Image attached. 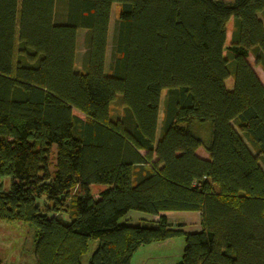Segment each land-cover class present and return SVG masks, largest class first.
<instances>
[{
	"label": "trees",
	"instance_id": "trees-1",
	"mask_svg": "<svg viewBox=\"0 0 264 264\" xmlns=\"http://www.w3.org/2000/svg\"><path fill=\"white\" fill-rule=\"evenodd\" d=\"M250 55L264 69V0H0V221L34 227L37 264H82L91 239L89 264H131L177 236L179 264H264ZM131 211L157 218L121 222ZM171 211L198 212L201 229L174 228Z\"/></svg>",
	"mask_w": 264,
	"mask_h": 264
},
{
	"label": "rangeland",
	"instance_id": "rangeland-1",
	"mask_svg": "<svg viewBox=\"0 0 264 264\" xmlns=\"http://www.w3.org/2000/svg\"><path fill=\"white\" fill-rule=\"evenodd\" d=\"M226 1L230 2L233 0ZM59 7H63L62 3H59ZM119 11L120 4L114 3L111 12V30L115 20L118 18ZM232 23L231 20L227 27V44L231 37ZM109 45L111 46V44ZM84 51L83 31L80 30L77 40L76 65L78 70H80L82 66ZM249 61L256 69L257 73L264 78V69L255 65V59L252 55L249 56ZM165 98L166 90L162 92L161 96L160 119L163 117ZM121 110V104L118 99L113 103L111 112L112 114H118ZM55 151L56 147L53 149V155L55 154ZM105 187L106 186L104 185H93L92 192L94 195L98 194ZM44 201L45 198L38 199L40 204H43ZM166 214L171 221L172 226L176 229L179 228L186 232H194L201 229L200 214H198V212L171 211L166 212ZM153 219L156 218H153L147 213L131 211L121 219V222L129 225H153ZM98 244V240L91 239L89 241L88 251L82 257V264H89V260L97 249ZM184 246L185 237L177 236L168 239L167 242L162 245L154 243L141 247L134 254L131 264H179L182 259ZM0 264H37L35 257V229L30 223L23 221H0Z\"/></svg>",
	"mask_w": 264,
	"mask_h": 264
},
{
	"label": "crops",
	"instance_id": "crops-1",
	"mask_svg": "<svg viewBox=\"0 0 264 264\" xmlns=\"http://www.w3.org/2000/svg\"><path fill=\"white\" fill-rule=\"evenodd\" d=\"M254 70L256 71V69L254 68ZM256 73H257V71H256ZM258 74V76H259V78H260V80H261V82L263 83V85H264V78H262L261 77V75L259 74V73H257ZM199 152V154H201L202 156H207V154H205L204 152L203 153H201L200 151H198ZM92 189H93V186H92ZM199 214V213H198ZM154 218H157V217H154ZM171 222V221H170ZM178 224H181V223H178ZM167 242V240L166 241H163V242H161V243H157L158 245L160 244V245H162V244H164V243H166Z\"/></svg>",
	"mask_w": 264,
	"mask_h": 264
}]
</instances>
